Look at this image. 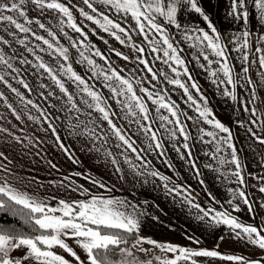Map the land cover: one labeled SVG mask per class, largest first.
Returning <instances> with one entry per match:
<instances>
[{
	"label": "snow or ice",
	"instance_id": "obj_1",
	"mask_svg": "<svg viewBox=\"0 0 264 264\" xmlns=\"http://www.w3.org/2000/svg\"><path fill=\"white\" fill-rule=\"evenodd\" d=\"M0 85V264H264V0H0Z\"/></svg>",
	"mask_w": 264,
	"mask_h": 264
},
{
	"label": "crops",
	"instance_id": "obj_2",
	"mask_svg": "<svg viewBox=\"0 0 264 264\" xmlns=\"http://www.w3.org/2000/svg\"><path fill=\"white\" fill-rule=\"evenodd\" d=\"M218 0H213V4H217ZM219 3L222 5L223 3V0H219ZM198 74H199V77L201 79H206L207 82L205 83H201L202 85L203 84H206V85H211L207 76L205 74H203L202 70L198 69ZM253 72H255V69H253ZM213 87V86H211ZM3 86L0 85V89H2ZM214 95H215V88H214ZM11 96V94H10ZM218 96L216 97V99L214 98L213 96V99H214V105H218L219 103V110H220V117H226V118H229L232 113L229 112V110L224 106L223 104V100L219 97V99H217ZM218 108V107H217ZM7 114V113H6ZM37 134H40V133H37ZM49 147V150L52 151V145H48ZM244 150L247 151V162H248V165H249V170H257L256 169V164H257V161L254 159L253 157V153L250 149H248L247 145L245 144L244 145ZM174 159L176 158L175 157V153L170 151L169 153ZM52 158L55 159L57 162H59L62 166L64 167H67L65 161L63 160V158L59 155H57L54 151L52 152ZM21 163L25 164L26 166L29 165V160L28 158L26 157L23 161H21ZM178 163H181L178 161ZM158 166H161L163 167L162 165H158ZM36 169H41L40 171V175L42 178H49L48 177V172L47 171H43V169H47L48 168V165L44 164L43 162H40L38 165L34 166ZM29 171H32L33 168L29 167L28 169ZM52 175L55 176V172L53 171L52 172ZM192 183H195V181H190ZM220 194H223V190L221 189V193ZM161 204H162V207H165L166 210L168 211V216L167 217H162V219H168V218H171V222L172 223H176L178 226H183L184 223L188 222L186 220V218L184 217L183 214H180L178 212H174L172 211V208H171V205L168 204L167 201H163L161 200ZM247 218V217H245ZM192 224L194 225L195 224V221H192ZM148 234L150 235H153L154 237L156 238H171V239H177V240H180L182 239V234L179 232V231H176V232H172L171 230L167 229L166 228V225L164 224H160V225H156V224H153V225H150L149 228H148ZM206 240H207V244L209 246H212L214 243H215V240L213 238V236L211 235H208L206 237ZM236 251H240V248L239 247H236L235 248Z\"/></svg>",
	"mask_w": 264,
	"mask_h": 264
},
{
	"label": "rangeland",
	"instance_id": "obj_3",
	"mask_svg": "<svg viewBox=\"0 0 264 264\" xmlns=\"http://www.w3.org/2000/svg\"><path fill=\"white\" fill-rule=\"evenodd\" d=\"M194 75L197 77V80L200 83L202 89H204L207 92V94L209 95L210 99L212 100V103H214L213 96H214L215 99L217 97L216 94L214 95V87H211L212 85H206V84H203L202 85L201 84V83L207 82V80L206 79H201L199 77V74H198V70L197 69L194 70ZM217 99H219V97ZM217 112H218V114H220L219 103H218ZM221 118L222 119H225V120L228 119L226 117H221ZM238 135L240 137V140H238L237 143L239 144L241 141H243L245 139V134H244L243 130H240L239 133H238ZM243 154L246 155V157H247V151L246 150H244V153Z\"/></svg>",
	"mask_w": 264,
	"mask_h": 264
}]
</instances>
